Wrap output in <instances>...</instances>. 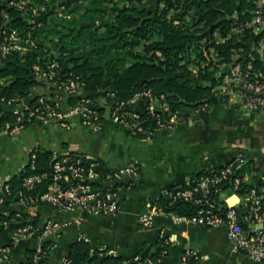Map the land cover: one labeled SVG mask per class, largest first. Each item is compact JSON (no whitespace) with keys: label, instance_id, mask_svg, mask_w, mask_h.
Wrapping results in <instances>:
<instances>
[{"label":"trees","instance_id":"1","mask_svg":"<svg viewBox=\"0 0 264 264\" xmlns=\"http://www.w3.org/2000/svg\"><path fill=\"white\" fill-rule=\"evenodd\" d=\"M10 1L0 0V42L12 28H16L20 43L30 32L37 45L26 52L11 48L7 54L0 55V96L20 99L27 95L38 83L33 74V64L37 62L46 68L55 60L58 63L55 69L62 75H80L84 81L83 88L101 95L111 92L107 99H126L134 90L151 86L156 92H164L170 108L180 109L184 117L188 114L183 113V107L192 111L201 107H204L201 110L208 109V96L217 91L224 63L232 61L234 53L243 52L251 35L248 30L242 35L233 33L231 25L249 17L256 2L157 0L152 10L144 5L143 0H25L22 6ZM41 4H45V8L42 9ZM33 7H36V12L32 11ZM52 33L62 35L52 48H48L53 41ZM251 59L254 66L264 69V58L261 59L257 52H252ZM217 94L225 102L230 100L228 93ZM189 101L193 104L190 105ZM37 104H40L39 95H34L29 106ZM144 106L143 99L135 102L134 106L129 105L146 115ZM5 120L14 123L16 114L0 105V124ZM33 151L36 154L34 167L29 160L18 173L6 180L11 190L4 204L19 197L27 201L31 198L42 201L38 197L47 189L49 179H43L32 189L25 188L22 179L30 172L48 171L54 152L44 148ZM65 152L79 156L83 169H87L91 161L95 162L93 167L99 173L98 179L93 181L95 186L100 185L104 175L114 169L100 157L87 158L73 150ZM223 165L213 167L218 170ZM256 169L251 160L241 158L234 162L233 171L227 177L210 185L209 196L219 211L226 208V202L219 196L220 191H234L243 196L253 185L264 183V178L249 174ZM209 172H212L210 168L202 169L194 180L184 185L163 188L156 196V202L166 210L195 213L198 204L180 197L173 200L168 191L189 186L201 174ZM245 174L249 176L245 177ZM237 177L239 182L236 184ZM236 209L241 215L248 210L243 202H239ZM26 222L25 215L16 209L0 212V246H12L13 229ZM158 243H164L163 237H159ZM33 251L30 250L29 254ZM160 252L161 248L156 246L142 249L138 254L140 259L150 257L161 262L166 254L161 255ZM158 256H162L160 261ZM66 258L69 259L68 264H123L120 255L103 252L81 238L70 244ZM45 259L43 254L37 264H43ZM28 261L29 255L19 264ZM126 264L145 263L130 258ZM187 264H192L191 259L188 258Z\"/></svg>","mask_w":264,"mask_h":264},{"label":"crops","instance_id":"2","mask_svg":"<svg viewBox=\"0 0 264 264\" xmlns=\"http://www.w3.org/2000/svg\"><path fill=\"white\" fill-rule=\"evenodd\" d=\"M143 2L147 6V0ZM251 46L248 39L241 54H247ZM36 79L37 85L16 103L0 105L4 109L14 105L25 108L31 97L39 94L55 95L58 105L63 108L79 103L84 96L94 98L93 106L98 104V98L104 103L111 100L106 98L108 92L101 95L83 86L70 96L57 89L51 79L45 76ZM208 102V109L204 110L192 111L183 107V113L188 114L186 117L180 111L179 117L167 118L168 125L159 128L150 138L133 133L110 115L106 116L101 106L95 107L99 112V128L93 122H85L80 113H75L67 125L31 121L14 132L1 131L0 182L18 173L28 163L29 153L35 148L57 152L73 150L87 158L100 157L114 169L131 164L136 172L132 174L134 181L118 185L125 195L120 196L114 214L86 212L80 207L58 209L44 201H27L22 197L1 203L0 212L16 209L25 215L32 227L14 241L7 258L0 256V264H19L39 243L45 250L43 264H63L70 244L80 238L92 247L113 248L122 260L133 258L142 249L159 246L166 248V255L163 261L153 264H180L188 250H194L197 255L189 256L192 264H263L240 251L231 250L225 224L205 226L174 222L161 212L153 216L149 226L139 222V214L163 188L184 185L200 170L225 164L239 150L244 161L251 160L257 168L249 174L264 178V148L263 151L260 149L264 144V109L251 110L231 95L225 102L217 91L208 96ZM199 111L203 112L201 116L196 115ZM219 196L232 205H237L241 198L237 192L226 190L220 191ZM48 218L64 223L58 234L40 233ZM258 224L264 226V220ZM161 231L162 244L158 243Z\"/></svg>","mask_w":264,"mask_h":264},{"label":"built area","instance_id":"3","mask_svg":"<svg viewBox=\"0 0 264 264\" xmlns=\"http://www.w3.org/2000/svg\"><path fill=\"white\" fill-rule=\"evenodd\" d=\"M11 3L22 6L25 0H11ZM42 9L45 4H41ZM36 7L32 8L36 12ZM7 16L6 11H2ZM32 21L34 18L31 19ZM250 31L252 46L247 54L234 53L233 60L228 62L222 68V77L216 85L217 93H234V97L244 106L251 110L257 111L264 109V69L254 66L251 56L252 52H257L258 56L264 58V0H256L255 5L249 17L237 20L231 25V31L236 34H244ZM18 30L12 28L4 39L0 42V55L7 54L11 48H17L21 52H26L34 48L37 43L35 37L28 32L23 36V42L20 43ZM58 65L57 61H51L46 68L40 63L33 64V74L36 78L45 76L51 79L56 88L62 90L66 94L72 96L78 88L83 86L84 81L80 75L64 76L60 70L55 69ZM0 82L1 79H0ZM108 94H112L108 92ZM114 98V97H111ZM140 99L145 102L144 109L146 115L141 114L135 109H131L129 105L135 104ZM19 99L14 97L6 98L0 96V103L14 104ZM40 104L20 108L14 105L10 109L16 114V120L11 123L5 120L0 124V132H14L26 123L31 121H39L43 123H59L67 125L68 121L75 113H80L85 122H93L96 128L101 126L99 122V112L91 103H96L93 97L84 96L79 103H73L66 108L58 105L55 95L39 94ZM204 107L198 108L201 110ZM167 111V117H165ZM180 110L178 108H170L164 92H156L151 86H144L134 90V92L126 99L116 100L111 105L110 117L124 126L133 133H141L145 137L150 138L159 128L166 126L167 118L179 117ZM150 120V123L147 122ZM168 125V124H167ZM53 161L48 171L30 172L25 174L22 179V185L27 189L34 188L43 179H49L47 189L39 194V199L58 209H71L80 207L86 212L97 214H114L120 201V188L115 186H95L93 181L98 179L99 173L94 169L95 162L91 161L87 169H83L81 158L72 156L66 152L53 151ZM35 152L29 153V162L34 167ZM242 152H236L233 160L225 163L221 168L215 170L214 167H208L212 172L203 173L195 179L193 184L176 191H168L172 199L178 197L192 200L198 204L195 213L186 214L178 213L173 210H166L156 202V197L149 201L148 207L139 214L138 219L141 225L149 226L152 223L153 216L159 212L166 214L174 222H188L192 224H200L205 226H216L225 224L227 226L228 236L231 241V250L240 251L250 259L264 264V226L258 224L264 220V183L253 185L248 192L240 196L248 210L242 215L238 213L236 206L226 203L225 210L219 211L215 201L209 196L211 192L210 185H215L233 171L234 162L242 158ZM205 169V168H204ZM135 168L131 164L115 168L104 175L103 180L113 177H120L125 174H134ZM195 178V177H194ZM193 178V180H194ZM239 182V178L235 179V183ZM10 185L8 182H0V204L4 203L7 195L10 193ZM217 190V188H215ZM21 195V193H20ZM35 198H31L33 200ZM241 217L243 221H241ZM63 222L48 218L40 229L42 235L58 234L59 229L63 226ZM32 224L16 226L12 231L13 241L24 236L31 229ZM163 237V232L159 233ZM11 246H0V256L7 258L9 256ZM99 249L106 253L116 254L115 250L106 246H99ZM45 250L39 243L34 251L29 254V261L26 264H37L42 258ZM194 250H188L182 256L180 264H187L190 255L197 256ZM166 248H162L160 254L164 255ZM133 258L139 260V263L153 264L157 261L145 257L140 259L139 254ZM162 256H158L160 261ZM69 259L64 258L63 264H68Z\"/></svg>","mask_w":264,"mask_h":264},{"label":"water","instance_id":"4","mask_svg":"<svg viewBox=\"0 0 264 264\" xmlns=\"http://www.w3.org/2000/svg\"><path fill=\"white\" fill-rule=\"evenodd\" d=\"M181 100L184 101V102H187L185 99H181ZM114 101H115V98H111L110 101H108L107 103H104V102L100 101V99L98 98L97 99L98 104L95 105V107H97V108H98V106L103 107L105 115L109 116L111 105L113 104ZM188 103L193 104V102H190V101ZM202 113L203 112L199 111V112H197L196 115L201 116ZM134 179H135L134 175L125 174V175H122L120 177H113V178H110V179L103 180L101 182V184L104 187L109 186L111 188H114L117 185L128 184V183L134 181ZM119 194H120V196H123V195H125V191L121 190ZM121 262L123 264H126L128 262V260L123 259V260H121Z\"/></svg>","mask_w":264,"mask_h":264},{"label":"rangeland","instance_id":"5","mask_svg":"<svg viewBox=\"0 0 264 264\" xmlns=\"http://www.w3.org/2000/svg\"><path fill=\"white\" fill-rule=\"evenodd\" d=\"M145 4H146V1H145ZM155 4H156V0H147V6H150V7L155 9ZM51 36H52L51 38H53V41H52L51 44H54V42L59 38L60 34L52 33ZM231 96L234 97L235 96L234 93L231 92ZM261 143H263V142H261ZM263 148H264V144H261L260 149L262 150Z\"/></svg>","mask_w":264,"mask_h":264}]
</instances>
